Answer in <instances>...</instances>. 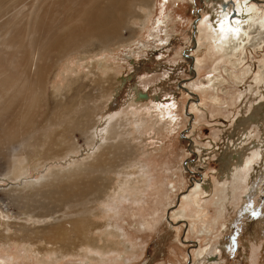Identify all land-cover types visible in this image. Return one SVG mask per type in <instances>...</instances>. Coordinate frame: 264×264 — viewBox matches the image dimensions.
Segmentation results:
<instances>
[{
	"label": "rangeland",
	"instance_id": "374dc122",
	"mask_svg": "<svg viewBox=\"0 0 264 264\" xmlns=\"http://www.w3.org/2000/svg\"><path fill=\"white\" fill-rule=\"evenodd\" d=\"M28 1L21 0L16 8L25 7ZM219 3L155 0L150 10L137 8L142 16L146 12L145 19L135 10L136 17L129 20L130 27L119 44L99 54L78 51L57 65L49 86L55 95L40 110L33 141L41 143L42 157L50 146L64 148L69 142L70 149L60 161L42 158H47V165L27 177L36 185L52 168H66L73 159L80 161L95 149L104 119L127 108L126 126L119 127L114 138L122 145V140L130 143L131 148L124 147L127 155H120L117 147V154L108 157L102 168L81 178L88 184L83 186L92 185V198L98 197L94 212L100 214L91 218L105 224L106 229L92 230L99 245L104 244L106 230L121 236L107 235L114 251L104 254L101 248L78 246L81 235L72 232L64 241L71 253L60 257L46 249L34 252L37 246L19 238L26 232L4 226L3 220L9 218L0 215V231L7 228L4 235L13 237L0 240V264H264V107L260 108L264 97L254 81L262 71L264 47L248 48L245 61L236 66L219 50L210 28L199 34L213 22ZM228 9L235 11L233 4ZM243 56L233 60L238 62ZM94 61L104 62V69L90 64ZM70 77L78 79L67 87ZM117 81L123 84L115 95ZM135 97L137 102L129 106ZM73 100L67 119L74 126L50 125L47 117L52 111ZM7 116L1 117L0 124L7 122ZM246 118L251 135L241 124ZM234 138L244 140L240 149L247 150L245 165L231 158L236 153ZM1 144L0 203L8 208L5 214L11 216L10 221L26 223L24 212H40L44 206L48 212L59 211L54 216L83 210L74 205L60 209L63 203L55 200L58 190L31 200L10 192L16 187L21 194L17 187L22 188L26 180L4 178L17 149ZM124 179L134 180L138 192L129 186L126 197L120 195ZM199 182L207 184L210 192L196 186ZM185 193L189 195L183 198ZM195 197L202 207L200 213Z\"/></svg>",
	"mask_w": 264,
	"mask_h": 264
},
{
	"label": "bare ground",
	"instance_id": "6f19581e",
	"mask_svg": "<svg viewBox=\"0 0 264 264\" xmlns=\"http://www.w3.org/2000/svg\"><path fill=\"white\" fill-rule=\"evenodd\" d=\"M20 1L0 0V122H2L3 115L4 117L5 114L9 116L6 117L8 120L6 119L5 124H0V144L2 143V146H4L3 144L14 145L17 152L20 151V153H13L4 178L26 180L22 188L17 187L21 194L15 191L16 187L9 190L22 200L25 197L29 200L35 197L43 198L58 190V197L55 200L63 203L59 206L60 209L68 205L84 208L83 210L77 208L75 211H65L61 215L54 216V213L59 211L48 212V208L44 206L41 210L39 209L40 212H24L23 214L26 215L24 224L20 223L22 221L18 222L14 219L10 221L11 216L5 214L8 212V208H3L0 203V215L9 218L3 220L2 224L12 227L16 231H25L26 234L19 238H26L29 245L37 246L34 252L42 253L46 249L58 253L60 257L63 254H70L72 248H65L64 241L72 232H78L81 235V242H75V244L91 249L101 248L104 254H108V251L112 250L113 252L114 248L113 243H109L107 235L110 233L119 238L121 234L114 231L106 232V230L102 237L104 244L99 245V237L95 236L93 234L95 231L92 232V230L103 228L105 224L94 222L91 218L100 214L94 212L96 211L94 205H96L98 197L92 198L95 193L92 185L83 186L82 184L87 183L81 178L102 168L106 160L108 161V157L117 154V147L120 155H127V152H124V147L131 148V146L129 147L130 143L124 140H122L123 145L114 142L119 127L126 126L127 108L109 114L104 119L105 121L101 125V134L96 136L95 149L91 153L83 156L80 161L73 159L66 168H52L49 174L40 176L38 180L41 182L36 185L27 176L47 165V158L45 161L42 158L48 157V160L53 158L52 160L60 161L65 157L70 145L68 142L66 147L56 149L50 146L49 149L42 152V157L39 148L41 143L33 141L35 139L32 133L37 128L36 121L41 113L40 110L44 106L47 107L55 95L54 92L49 91V86L55 77L57 65L78 51H82L84 54L93 52L99 54L104 49L119 44L124 39L125 30L130 27L129 20L136 17L135 10L139 12L138 7L142 10L145 8L150 10L155 0H29L25 7L16 8ZM220 2L217 5L213 22L199 30V34L202 30L210 28L212 35L218 39L219 50L223 55L231 58L232 64L237 66V63L245 61L248 48L264 47V4H261L260 0H235V2L234 0H220ZM231 4L235 8L234 14L228 9ZM146 16V12L143 16L141 15L144 19ZM195 51L197 52V49ZM240 54H244L243 58L238 62H236L237 59L234 61V57L238 58ZM89 55L84 58H88ZM90 64H100L101 69H104L102 61L101 63L94 61ZM260 67L262 71L255 76L254 81L259 85L260 93L264 97V64ZM77 79L70 77L67 87H71ZM122 84L123 82L119 81L115 83L116 86L113 88L115 95L120 91ZM64 92L62 93L64 94ZM136 99V97L132 99L129 106L134 105L137 102ZM75 101L66 105H58L52 111L51 117L49 119L47 117L50 125L56 126L61 123H72L73 125V122L67 119V115L72 112ZM261 107L263 108L264 105ZM58 114L61 115V120ZM252 118L255 119V116ZM2 120H4L3 117ZM241 124L251 135L248 128L250 119H243ZM26 133H29L31 139ZM50 133V139H53V132ZM45 134L43 135L45 136ZM242 144H244L243 139L236 140L234 138L233 149L236 153L232 154L231 158L236 164L239 162L240 166L245 165L248 158L247 150L240 149ZM254 146L258 147L259 144L254 143ZM229 147L231 148L230 145ZM36 153L38 154L36 155ZM133 182L134 180L130 179H124V183L121 181L118 193L126 197L125 194L128 193L129 186H131L132 192H138ZM196 186L203 187L206 193L210 192L204 182H199ZM194 188L196 187L194 186ZM188 195L185 193L183 198ZM110 198L111 196L107 202ZM195 199L196 211L200 213L202 211L200 201L197 197ZM30 206L35 207L32 204ZM91 222L94 223L91 224ZM104 229L106 228L104 227ZM5 231L4 233L3 230L0 231V240L4 242L7 238L9 240L13 238L11 235H4ZM58 242L62 243L63 248L57 246ZM70 242L67 243L70 245ZM50 244L51 247L47 246Z\"/></svg>",
	"mask_w": 264,
	"mask_h": 264
},
{
	"label": "flooded vegetation",
	"instance_id": "af4514ba",
	"mask_svg": "<svg viewBox=\"0 0 264 264\" xmlns=\"http://www.w3.org/2000/svg\"><path fill=\"white\" fill-rule=\"evenodd\" d=\"M234 14V13H233Z\"/></svg>",
	"mask_w": 264,
	"mask_h": 264
}]
</instances>
